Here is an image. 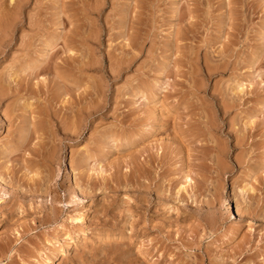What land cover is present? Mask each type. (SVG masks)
<instances>
[{"label": "rangeland", "instance_id": "374dc122", "mask_svg": "<svg viewBox=\"0 0 264 264\" xmlns=\"http://www.w3.org/2000/svg\"><path fill=\"white\" fill-rule=\"evenodd\" d=\"M0 88V264H264V0H0Z\"/></svg>", "mask_w": 264, "mask_h": 264}, {"label": "bare ground", "instance_id": "6f19581e", "mask_svg": "<svg viewBox=\"0 0 264 264\" xmlns=\"http://www.w3.org/2000/svg\"><path fill=\"white\" fill-rule=\"evenodd\" d=\"M14 89H15V88L13 87L12 90H14ZM12 90H11V91H12ZM14 91H15V90H14ZM1 92H2V89L0 88V94H1V95H4V93H3V92L1 93ZM12 92H13V91H12ZM1 97H2V96H1ZM1 97H0V98H1ZM22 147H23V146H22ZM136 170H137V169H136ZM187 179H188V178H187ZM45 264H46V263H45Z\"/></svg>", "mask_w": 264, "mask_h": 264}]
</instances>
